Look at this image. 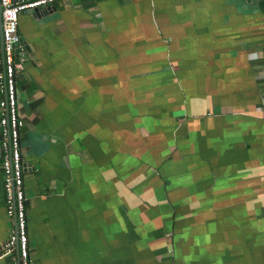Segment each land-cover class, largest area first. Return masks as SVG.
<instances>
[{
    "label": "crops",
    "instance_id": "crops-1",
    "mask_svg": "<svg viewBox=\"0 0 264 264\" xmlns=\"http://www.w3.org/2000/svg\"><path fill=\"white\" fill-rule=\"evenodd\" d=\"M54 5L18 24L30 264H264V0Z\"/></svg>",
    "mask_w": 264,
    "mask_h": 264
},
{
    "label": "built area",
    "instance_id": "built-area-1",
    "mask_svg": "<svg viewBox=\"0 0 264 264\" xmlns=\"http://www.w3.org/2000/svg\"><path fill=\"white\" fill-rule=\"evenodd\" d=\"M62 0H0L3 66L0 67V148L4 205L15 226L0 247V257L11 255L16 247L20 264H30L26 219V184L21 152L20 129L23 120L18 112L19 95L16 74L23 68L24 56L15 53L21 41L19 14L27 9Z\"/></svg>",
    "mask_w": 264,
    "mask_h": 264
},
{
    "label": "water",
    "instance_id": "water-1",
    "mask_svg": "<svg viewBox=\"0 0 264 264\" xmlns=\"http://www.w3.org/2000/svg\"><path fill=\"white\" fill-rule=\"evenodd\" d=\"M0 9H1V7H0ZM49 9H55V5L49 4L46 6H38V7L27 9L25 11L38 14L41 11L49 10ZM1 29H2V26H1V20H0V59H1L0 67L3 66V47H2ZM22 47H25L26 50L29 49L28 46L26 45V42L21 39V41L15 47V53L18 54L20 52V50L22 49ZM23 166H24V171H25L26 170L25 166H28V164L23 161ZM14 226H15V219L13 218V227ZM15 256H16L17 264H20L17 247L15 249Z\"/></svg>",
    "mask_w": 264,
    "mask_h": 264
}]
</instances>
